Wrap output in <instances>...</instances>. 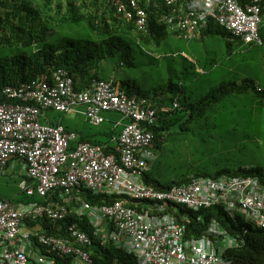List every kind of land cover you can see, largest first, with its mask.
I'll return each mask as SVG.
<instances>
[{
    "label": "trees",
    "instance_id": "obj_1",
    "mask_svg": "<svg viewBox=\"0 0 264 264\" xmlns=\"http://www.w3.org/2000/svg\"><path fill=\"white\" fill-rule=\"evenodd\" d=\"M119 1L127 6L125 0H0V97L8 87L51 77L60 68L72 76L76 90L89 91L96 82L110 80L113 68L117 73L115 85L126 94L145 98L159 108L169 107L175 100L180 104L171 113L159 112V121L150 128L155 135L150 148L156 153V160L143 172L147 183L167 190L196 178L217 179L222 175L252 176L264 183V168L249 165L252 150L247 151L254 148L252 133H261L264 129V90H258L253 78L241 80L243 77L235 75L246 74L247 65L240 71L232 56H226L217 65V60L205 59L202 52L194 51V45L191 61L179 54L185 50L164 52L161 58H156L148 51L152 48L164 51L169 38H176L167 26L159 24V16L170 11L165 0H140L149 16L144 34H137L134 22L116 12ZM181 8L186 10L182 4ZM216 35L229 37L211 22L202 39L190 43L202 45ZM260 35L264 41V25ZM226 46L227 50L231 48L228 43ZM140 73L149 87L145 88L140 81ZM222 75L230 79L221 78ZM220 78L221 83L216 84ZM68 114L46 111L41 122L59 123L66 131H73L64 117ZM47 116L50 122L46 121ZM105 117L106 121L99 127L85 120L84 128L74 130L78 138L72 148L78 142H87L118 155L115 138H119L124 127L115 124L122 116L108 113ZM12 160L24 165L18 156L9 163ZM169 168L172 169L170 176L167 175ZM22 180L32 184L25 175L18 180V186ZM83 192L75 190V194L68 195L64 189L56 190L47 199L38 194L20 196L25 204L62 202V197L74 200L81 195L92 204H109L118 199ZM0 193L4 199L1 186ZM178 213L177 217L181 216L178 222L186 225L187 236H202L211 220L216 219L230 234L245 236L242 248L227 252L235 264H264V229L237 224L219 208L199 212L179 208ZM182 213L189 221L183 219ZM50 229L51 234L66 236L64 232ZM31 241L35 250L46 252L42 244H35L37 239L33 236ZM101 249L98 251L100 263L111 260L110 251Z\"/></svg>",
    "mask_w": 264,
    "mask_h": 264
},
{
    "label": "built area",
    "instance_id": "obj_2",
    "mask_svg": "<svg viewBox=\"0 0 264 264\" xmlns=\"http://www.w3.org/2000/svg\"><path fill=\"white\" fill-rule=\"evenodd\" d=\"M206 2L212 10L208 6L212 1ZM226 6L220 22L235 35L258 39V13L250 16L232 0H226L219 11ZM139 14L144 16L143 12ZM3 95L8 100L0 102V172L18 156L32 180L31 186L27 181L20 185L28 196L38 194L47 199L49 193L64 189L68 195L81 190L119 199L92 205L79 196L76 202L72 197H62V202L47 201L45 205H16L3 201L0 195V264H57L58 258L66 261L63 264H98L91 252L101 248L109 250L113 259L100 264H220L209 251L210 242L187 240L185 228L165 211L166 207L172 204L198 209L222 197L237 200L249 191L240 181H205L167 192L146 185L142 171L154 159L148 149L153 134L142 124L155 122L153 104L144 98L128 97L112 82L99 81L91 90L77 92L62 69L54 73L52 83L43 80L37 86L7 88ZM78 107H84L83 115L95 127L104 123L103 114L109 112L122 113L132 120L124 125L117 140L118 155L89 143L78 142L72 148L77 133L40 121L47 110L72 113ZM254 194L251 190L245 202L250 201L254 211L264 210V198ZM141 201L155 203L141 208ZM74 204L79 207L74 208ZM45 220L59 230L65 229L67 237L41 233L31 224ZM59 222L65 223L64 229ZM211 230L216 231L215 226ZM31 236L39 238L35 244H42L46 254L34 252L32 256Z\"/></svg>",
    "mask_w": 264,
    "mask_h": 264
},
{
    "label": "clouds",
    "instance_id": "obj_3",
    "mask_svg": "<svg viewBox=\"0 0 264 264\" xmlns=\"http://www.w3.org/2000/svg\"><path fill=\"white\" fill-rule=\"evenodd\" d=\"M132 1H134L135 5L132 4ZM211 1H212V4L208 5V6L212 10L208 9V7L206 5V3H207L206 0H183V1L182 0H165V3L167 5V7L170 9V11L165 12L163 15L159 16V24L162 26L163 25L167 26L169 28V31L172 33V35L174 34V36L178 40L185 41V42H191V41L201 40L203 33L209 29L210 23L214 22L229 35L228 38L224 39L225 43H228L231 45V48L228 49L227 51L232 52L235 49L245 51L247 49L257 48V46H262V47L264 46V41L262 40L261 35H260L261 27H262V25H264V16L262 15V11H264V7H263L264 0H232L237 7H240L243 11H245L250 16H252L255 11L258 13V16H259L258 39H250V40H247L245 35H235L231 31H229L225 25H223L220 22V16H223V13L226 11L227 6L223 9L222 12L219 11V7L221 5H223L226 0H211ZM125 2L127 4V6L122 4L120 1L118 3H116L117 4L116 5V9H117L116 12L119 15L130 20V22H132V21L134 22L135 32L137 34L146 33L148 30V25H149V16H148V12L146 11V9L141 6L140 0H125ZM181 4H182V6L186 7V10L181 8ZM175 5H177V7H175ZM140 12H143L144 16H140V14H139ZM142 19L144 20L143 22H141ZM179 26H180V28H179ZM188 47H190V46H188ZM197 50H198V48L196 47L194 51H197ZM148 52H149V54L154 56L151 51H148ZM179 54H182L184 57L188 58L190 61L192 60V57L189 55V53L187 51H183L182 53H179ZM230 56H232V55L230 54L229 57ZM154 57L161 58L162 56L158 55V56H154ZM219 63H220V61L217 60V65ZM60 69H62V68H60ZM58 70L59 69H57L56 71H58ZM62 70L65 71L68 74V76L72 79L73 83H75L72 76L66 70H64V69H62ZM56 71H54L53 74H51V77L46 76V77L40 78L39 80H37L34 83H24L18 87H21L22 85H28V84L37 86V84L43 80H47L49 83H52L53 75ZM245 75L250 76V77H245V78H242L241 80L253 78V80L256 83L258 90L259 91L264 90V88L261 86V82H263V79H264V68H262V72H260L258 74H253V72L250 71L249 73H246ZM256 75H257V77H256ZM115 81H116L115 77H111L110 80L105 81V82H112L116 89H118L120 92L125 93L123 90H120L119 87L115 85ZM18 87H16V88H18ZM11 88H13V87H11ZM74 88H75V84H74ZM4 91L2 92V95L0 97V102H4V101L8 100L7 97L5 95H3ZM75 91L83 92V91L76 90V88H75ZM126 95L130 98H133V97H136L138 99L141 98L138 96H130L128 94H126ZM4 98H6V100H4ZM17 102H19L21 104L23 103V102L18 101V100H17ZM154 108L156 109V120H155V122L152 124H142V125H144V127L147 128L148 132H151L153 134V141L150 144V146L155 142V135H154L153 131L150 130V128L153 127L154 125H156L157 122L159 121V112L171 113L174 110L180 108V104L177 100H175L173 102V104L169 105V107L166 106L163 108H159V107L155 106ZM84 110H85L84 107H78L77 112H72V113H78V114L83 115ZM47 111H55V110L50 109ZM45 112L43 113V115L45 114ZM59 113H61V112H59ZM109 113H117V112H109ZM64 114H68V113H64ZM106 114H108V113L103 114L105 121H106V117H105ZM118 114H120L122 116V118L120 121H118L115 124V126L119 124V125H122L124 127V125H127L132 121L131 119H128L122 113L118 112ZM84 118L87 121L85 116H84ZM40 121H41V119H40ZM42 124L52 125L50 123H42ZM57 125H59V123L56 125H53V126H57ZM69 132H74V131H69ZM120 136H119V138H120ZM119 138H115V141H117ZM81 143H87V142H81ZM117 143H118V141H117ZM118 146H119V143H118ZM118 146H117V148H118ZM150 146L148 149L151 150L152 153L154 154V159L148 161V166L146 169H148L150 164L156 160V153L150 148ZM251 150H252V147L248 148L247 151L249 152ZM6 168L2 172H4L6 170ZM139 170H141V169L139 168ZM145 170L142 171V176H143V172ZM2 172H0V176H1ZM25 175L26 174H25L24 165H23L22 177ZM26 177H27V175H26ZM142 179L146 185L152 186L153 188H155L159 192H167V191L172 190L174 188H179V187L182 188L184 186H189V185L198 186V185H201L205 181L206 182H212V183H220L222 181L227 182V183H231L233 181L243 182L244 186L247 188V191H249V192L245 196L240 197L237 200H231L229 198L224 199L222 197V199L219 198V200H216L213 204H211L209 206L202 205L198 209H192V208H189L187 206L169 204V207H166L167 209L165 210L167 213H172V215L175 216L178 225L185 228L184 234H185V237L187 240L189 239L190 241H193V239H197V240L207 239L210 242V250L209 251L211 253H213L218 258V260L220 261V264H235V261L232 258H230L229 256H227V252L229 250L242 248L245 245V238H244L245 236H243L242 234H237V235L230 234L227 230H225L221 226V224L216 219L211 220L208 228L206 229V231L204 232V234L202 236H200V237H197L194 235L187 236L186 225L180 224L178 222V219L181 217V216L179 218L177 217V214H179L178 213L179 208H183L184 210H188L190 212H199L202 209L219 208L226 213L228 218L232 219L237 224H240L238 221L240 218H244L247 220V223L241 224V225H244L245 227L249 226V225H253L258 229H264V210H255L254 211L249 206L251 202L250 201L248 203L245 202L246 199H250L251 190H255L254 196H256V197L259 196L260 198H264V183L256 177H252V176H227V175H222L217 179L210 178V177H201V178H196L192 182L181 185V186L174 185L172 188L167 189V190L157 189L153 185L147 183L145 181L144 176L142 177ZM24 181H27V180H22L19 184L20 192H22L21 194H26L25 192H23L21 190V187H20L21 183ZM29 185L31 186L33 184H29ZM86 192L91 193L93 196H105L104 194H94L91 191H84L82 194H84ZM0 195H1V193H0ZM81 196L84 199L83 195H81ZM30 197H32V196H30ZM113 197H115V196H113ZM113 197H111V198H113ZM115 198H117V197H115ZM118 199H119V197H118ZM240 199L244 200L243 204L240 202ZM2 200L11 202V201L3 199V198H2ZM84 200L86 202H88L86 199H84ZM75 202H76V200H75ZM11 203L16 204V205L34 204V203L25 204L23 202H17V203L11 202ZM153 203H155V202L151 201V203H146V201H141L138 207L147 208L149 206L148 204H153ZM163 203L164 202L162 201L158 205L160 206ZM45 204H47V202H44L43 204H40V205H45ZM92 205H96V204H92ZM163 206H165V205H163ZM75 207H79V205L74 204V208ZM170 210H172V212H170ZM182 217H183V219L189 221V217L187 215H185V213H182ZM31 224H33L34 227L36 228V230L40 231L41 233H47L48 235H50L51 234L50 231H52L50 228H52L53 230H56L57 232H64L66 234L65 237H67V233L64 231L65 230L64 229V224H65L64 222H61V223L59 222V226H61L64 230H59L58 228H56L54 226V224H52L50 222H46V220L42 224L40 222H36V223L33 222ZM40 225H43L42 226L43 228H41ZM214 226L216 228V231L211 230ZM245 234H246V231H245L244 235ZM51 235H54V234H51ZM55 236H58V235H55ZM58 237H61V236H58ZM34 239H37V243L39 242V238H37L36 236H34ZM34 252L46 254V252H40V251L34 250V247H33L32 256H34ZM91 253H92L93 257L95 259H97V263L100 264V257L98 256V252L93 251ZM95 253H96V255H95ZM51 258H53V257H51ZM112 259L107 260V261H112ZM56 260H57V264L66 263L65 260H62L60 258H58ZM129 264H135V263L132 262Z\"/></svg>",
    "mask_w": 264,
    "mask_h": 264
},
{
    "label": "rangeland",
    "instance_id": "obj_4",
    "mask_svg": "<svg viewBox=\"0 0 264 264\" xmlns=\"http://www.w3.org/2000/svg\"><path fill=\"white\" fill-rule=\"evenodd\" d=\"M209 38L211 39L208 40L206 43H202V45L200 42L190 43V42L180 41L176 38H169L168 43H167L168 47H166L164 51L152 48L153 50H151V52L153 53L154 56H158V55H162L164 52L179 53L180 51L185 50L189 53L190 56H192L191 46L194 45L198 48L200 52H202L205 59L212 58V59H215L221 62L225 60L226 56L228 57L231 54L232 62L237 63L236 68H238L240 71H243L242 69H244L245 64H246L248 70H244V72L249 73L251 71L253 72V74H258L262 72V68H264V46L259 47V48L247 49L245 51L235 49L234 51H232L233 52L232 54L229 51H227V46H226L224 38H222L219 35H216L214 37H209ZM174 43H176L177 45L174 46ZM177 46L178 48L176 50H172L174 49V47H177ZM244 61H246V63H244ZM122 72H124V70ZM110 73L112 75L111 77H115L117 75V73L113 70V68ZM119 74H121L120 71H119ZM130 75H131V72H130ZM235 75L237 77H243V78L250 77L242 73H236ZM143 77L144 75L142 76V73H140L139 74L140 81H142V84H144L145 88L149 87V85H147L146 83V79H143ZM221 78H225V75H222ZM221 78L217 80L216 84L221 83L222 81ZM225 79H230V78L227 77ZM261 86L264 88V79H263V82H261ZM84 125H85V122L82 120V126ZM252 136H253V140L255 143H254V148H252V158L248 163L251 166L254 165V166H259V167L264 168V129L261 133L260 132L252 133ZM254 157L258 158V160H256L255 162H254ZM245 163H246V160H245ZM171 170H172L171 168L168 169L169 171L167 172L168 176L171 175L170 173ZM238 221L240 224L247 223V220L244 218H240Z\"/></svg>",
    "mask_w": 264,
    "mask_h": 264
},
{
    "label": "crops",
    "instance_id": "obj_5",
    "mask_svg": "<svg viewBox=\"0 0 264 264\" xmlns=\"http://www.w3.org/2000/svg\"><path fill=\"white\" fill-rule=\"evenodd\" d=\"M65 120L67 122V125L70 126V128L74 131L77 128L82 129L84 126H82V120L85 122V118L83 115L78 113L68 114L65 115ZM48 116H47V120ZM55 123V121H53ZM75 132V131H74ZM23 175V164L20 161L12 160L8 168L4 172H2L0 176V186L3 191V197L6 200H9L11 202L17 203L22 202L20 194V189L17 184L18 180L21 179Z\"/></svg>",
    "mask_w": 264,
    "mask_h": 264
}]
</instances>
